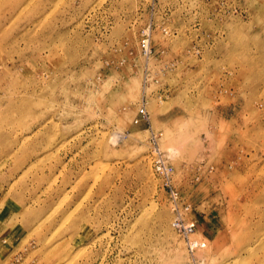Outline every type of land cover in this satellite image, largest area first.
<instances>
[{"label": "rangeland", "instance_id": "obj_1", "mask_svg": "<svg viewBox=\"0 0 264 264\" xmlns=\"http://www.w3.org/2000/svg\"><path fill=\"white\" fill-rule=\"evenodd\" d=\"M0 264H264V0H0Z\"/></svg>", "mask_w": 264, "mask_h": 264}, {"label": "built area", "instance_id": "obj_2", "mask_svg": "<svg viewBox=\"0 0 264 264\" xmlns=\"http://www.w3.org/2000/svg\"><path fill=\"white\" fill-rule=\"evenodd\" d=\"M146 110L144 107L140 108L139 116H146ZM139 118L136 119L138 121ZM158 169L166 174L169 175L171 167L166 163L164 156L162 155L160 159L158 160ZM175 199L177 197L175 196ZM175 227L180 230L183 233V236H185L188 240V248L190 249V252L194 253L199 248L205 247L206 242H199V241H192L190 239V236L195 231V226L193 223L186 222L182 217H177L176 220H174Z\"/></svg>", "mask_w": 264, "mask_h": 264}]
</instances>
